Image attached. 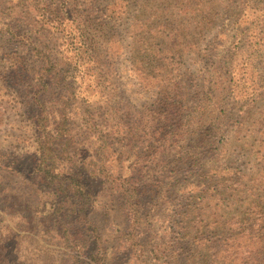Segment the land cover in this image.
I'll return each mask as SVG.
<instances>
[{
    "label": "rangeland",
    "instance_id": "rangeland-1",
    "mask_svg": "<svg viewBox=\"0 0 264 264\" xmlns=\"http://www.w3.org/2000/svg\"><path fill=\"white\" fill-rule=\"evenodd\" d=\"M37 7L65 27H36ZM0 11V25L18 23L15 36L0 32V264H93L80 246L72 250L59 238L53 207L60 195L55 199L56 190L34 175L39 112L48 113V129L58 122V111L68 115L71 135L82 139L74 160L98 175L88 155L97 143L81 134L92 135V125L127 133L138 114L145 118L155 110L160 97L154 82L161 79L179 83L172 108L180 111L182 132L151 164L143 160V140L134 139L127 152L117 144L103 154L106 174L129 179L134 173V187L142 193L139 207L131 208L121 206L123 195L112 197L114 178L90 185L96 202L85 214L103 236L98 255H105L107 264H264V0H0ZM69 32L75 39L65 35ZM174 34L180 36L167 55L162 41ZM79 41L86 52L77 61L89 70L86 61L103 66L99 80L87 78L72 95L61 81L74 82L65 71L73 68L69 43ZM17 57L31 61L24 66L27 79L20 77ZM41 61L58 65L48 88L38 79ZM209 126L215 138L195 169L183 171L157 195L150 193L145 187L157 179L169 183L163 164H183L190 156L187 141ZM129 152L133 159L141 157L138 163ZM211 178L216 184L205 187ZM226 180L236 191L252 194L253 205L231 193L215 197L213 190H222ZM201 190L207 205L192 199ZM134 210L139 221L130 223ZM61 214L69 236L88 247L83 244L88 234H82L86 222L79 219L78 226ZM243 220L249 224L241 226ZM136 236L147 251L155 250L156 260H147L148 252L138 257L127 251Z\"/></svg>",
    "mask_w": 264,
    "mask_h": 264
},
{
    "label": "trees",
    "instance_id": "trees-1",
    "mask_svg": "<svg viewBox=\"0 0 264 264\" xmlns=\"http://www.w3.org/2000/svg\"><path fill=\"white\" fill-rule=\"evenodd\" d=\"M20 5H22V2H20ZM35 11L40 14V17L36 18L35 24L36 27H40L41 30H46V28H48L46 27L47 24H52L56 30L58 28L65 27L62 19H59V17L51 14V12L47 13L43 7H37ZM1 13L2 11H0V14ZM44 21H46V23H44ZM17 24L10 22L7 25H0V32L6 33L7 35L13 37L15 36V33L12 31V28L13 26L16 28ZM61 33L63 32L61 31ZM65 35L70 37L72 36L74 39L76 37V35H74L72 32L66 33ZM178 36H180V34ZM178 36L174 34L171 37L165 38L166 41H162L164 53L167 55L174 53L171 47L175 42L174 40L179 38ZM10 38L7 39V42H13L10 40ZM82 45L83 43L80 41L78 43H69L70 47L73 46L71 51L74 56V61L71 66L73 67L72 70H68V67L65 73L68 74L70 76L69 78L71 80L73 79L74 82L67 83L65 78H62L61 81V83H63L62 87L64 89L66 88V91L70 88V90L67 91L68 94H70L69 91L72 90V95H75L73 93V90L75 91V86L79 85L81 87L87 78L88 80H99L101 77V72L99 69L101 66H103L101 63L98 61H86L91 64L90 66L92 70H89L87 69L86 64L82 63L83 61H77L80 55L86 52L83 50ZM161 56L163 57V55ZM28 57H30V55H28ZM165 60H167L166 57L161 58V61ZM13 61H21V59L17 57V59H14ZM29 62L31 61L19 62V66L22 68L20 77L24 76V78L27 79V73L24 70V66L28 68L27 64ZM80 65H83L82 68H80ZM57 67L58 65L56 61H41L40 69L38 71V79H40L41 85L44 84V87H49L48 82H51V80L53 81L57 78ZM61 71L64 73L63 69H61ZM78 77L80 78L79 80L77 79ZM154 84L156 85L155 89L158 91L157 96L160 97L156 103L153 104L155 110L149 109L148 115H146L145 118L143 113L138 114L137 120L134 121L133 126L128 128L131 129L128 130L127 133L121 132L118 126L116 129H119V131H116V129L112 130L105 128V133L104 130L96 128V126L92 125V129L95 130L92 135L88 134L87 132L81 134L85 136H93V139L97 143L96 152H91L88 155L94 158L95 165L93 167L98 175H94L93 170L89 172L88 168L84 170L83 166L80 167L74 160L78 152L76 146L78 142H81L82 139H80L77 135H71L68 124V115L64 111L57 112L56 118H58V122L54 124L53 129H48L46 126L48 113L39 112L35 119L36 127L38 128L39 132H37L38 154L35 156L36 165L34 168V175H38V178H40L42 181H45L52 189L56 190V194L54 193L55 199H57V197L60 195V197H58V201L55 202L53 207L55 212L54 215L56 216L54 217V220L58 226V236L62 241H65V243L68 244V248H73L72 250H75L74 248L76 246H80L79 250H81L86 259L93 264H107L106 257H104L105 255H98L100 251H103V236L100 234L98 228L87 224V214H85L87 210H91L92 206L96 202L95 196L90 194V192H92L91 189H89L90 185L92 183H99L98 185L100 186L102 184L108 183L109 180L114 178L111 175H107L102 166L105 162L103 154H106V150L110 149L111 146H116L117 144H122V147L126 149L127 152L131 150L130 144H132L134 139L136 141L143 140V143H146V150L143 149V153L147 154L143 157V160H146L147 164H151V160L157 159L159 155L165 152L167 149L166 145H175L174 143H177L179 133L182 132V129L178 128L182 120L180 111L177 110L179 113H176V111H173L172 108L175 105L176 99L179 98L178 93H180L181 90L179 83L173 80L163 81L161 79V81L154 82ZM209 128L214 127L209 126L207 129L200 130L199 132L195 133V139L187 141L185 153L186 155L190 156L184 158L183 164L179 165L178 167L173 166L175 161H169L168 163L163 164L161 171H166V169H169L168 172L171 174V177H166V180L168 179L169 183L163 182L161 179H157L155 183L152 182L151 185H146L145 188H148L150 193L157 195V193H159L165 187H170L172 183H175V181L182 175L183 171H193L195 169V167L201 161L200 157H203L207 151H209L208 148L213 144L215 135L209 131ZM103 133L105 135H103ZM174 138H176V140H174ZM137 147L138 146H136V148ZM128 156L133 159L136 155L129 152ZM138 159H141V157L133 159V163H138ZM65 161H67L68 165H65ZM79 164L81 163L79 162ZM96 165L98 166L96 167ZM100 176L102 177V180L97 182V180L100 179ZM130 176L131 177L129 179H123V176H118L112 181H109L113 187L111 188L113 196L112 194L111 196L114 197L117 195V193H119V195H123L121 199L119 198L121 200V206L136 208L139 207V204L141 203L140 194L142 192L139 191L140 188L134 187V183L137 181V179L133 180L132 176H134V173H131ZM216 181L217 178H211L204 186L208 187L211 183L212 185L216 184ZM229 182L230 180H226V184L222 186V190H218L217 188L213 190L215 197L219 196L220 194L223 195L231 193L233 198L241 197L243 202L246 204L250 203L249 205L252 206L254 201L250 202L248 199L252 198L253 195L251 194L250 196L245 194L247 192L246 190H242L241 192L236 191L235 189L237 188H233L235 187V183L229 184ZM204 194L205 190H201L198 193H194L192 199L196 202H201L200 205H207L205 204L207 199ZM65 209L68 212L67 214ZM63 212L66 214V216L72 217L73 221L76 222L78 226H80V221L82 224L86 222L85 227L83 228L84 232L82 234L86 233L89 235L88 236L85 234L86 237L84 238L86 240L83 241V244H87L88 247H81L80 241L75 239L73 236H69L68 229L66 227L68 226L69 222H66L63 218V215L61 214ZM137 212L138 211L134 210L131 215H129V217H131L130 223L139 221V213ZM127 213H129V211ZM245 221L246 220H243L241 226H244L243 224H249V222L244 223ZM247 227H249L250 233V237L248 238H251L254 229L253 223L251 222ZM129 228L130 227L127 229ZM125 236H129V234L127 233ZM125 242L127 243L128 241ZM127 249V251H130L132 254H135L133 251L138 253V257L144 256L145 253L148 252L146 254H149L152 257L148 256L147 260L157 259L155 250L148 249L147 251L146 244H144L138 236L134 237L133 240L130 241V245H128Z\"/></svg>",
    "mask_w": 264,
    "mask_h": 264
}]
</instances>
